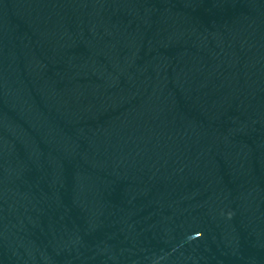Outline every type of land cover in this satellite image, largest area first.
<instances>
[{
  "label": "water",
  "instance_id": "1",
  "mask_svg": "<svg viewBox=\"0 0 264 264\" xmlns=\"http://www.w3.org/2000/svg\"><path fill=\"white\" fill-rule=\"evenodd\" d=\"M0 264H264V0H0Z\"/></svg>",
  "mask_w": 264,
  "mask_h": 264
}]
</instances>
